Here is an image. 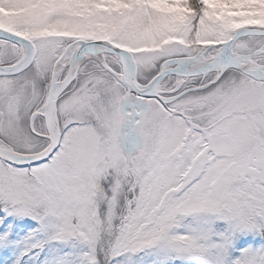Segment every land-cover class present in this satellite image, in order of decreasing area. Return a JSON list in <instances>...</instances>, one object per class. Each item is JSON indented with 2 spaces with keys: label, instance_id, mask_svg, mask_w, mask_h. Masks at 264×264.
<instances>
[{
  "label": "snow or ice",
  "instance_id": "snow-or-ice-1",
  "mask_svg": "<svg viewBox=\"0 0 264 264\" xmlns=\"http://www.w3.org/2000/svg\"><path fill=\"white\" fill-rule=\"evenodd\" d=\"M0 264H264V0H0Z\"/></svg>",
  "mask_w": 264,
  "mask_h": 264
}]
</instances>
